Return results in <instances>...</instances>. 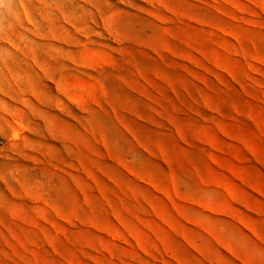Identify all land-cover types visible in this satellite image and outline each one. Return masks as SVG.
<instances>
[{
  "label": "rangeland",
  "instance_id": "obj_1",
  "mask_svg": "<svg viewBox=\"0 0 264 264\" xmlns=\"http://www.w3.org/2000/svg\"><path fill=\"white\" fill-rule=\"evenodd\" d=\"M0 264H264V0H0Z\"/></svg>",
  "mask_w": 264,
  "mask_h": 264
}]
</instances>
